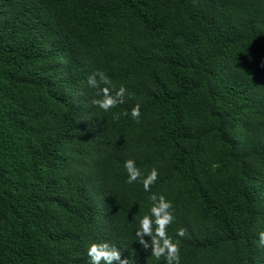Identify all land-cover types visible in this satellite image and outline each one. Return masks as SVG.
Instances as JSON below:
<instances>
[{
	"label": "trees",
	"instance_id": "obj_1",
	"mask_svg": "<svg viewBox=\"0 0 264 264\" xmlns=\"http://www.w3.org/2000/svg\"><path fill=\"white\" fill-rule=\"evenodd\" d=\"M152 168L180 264H264V0H0V264H166Z\"/></svg>",
	"mask_w": 264,
	"mask_h": 264
},
{
	"label": "clouds",
	"instance_id": "obj_2",
	"mask_svg": "<svg viewBox=\"0 0 264 264\" xmlns=\"http://www.w3.org/2000/svg\"><path fill=\"white\" fill-rule=\"evenodd\" d=\"M88 83L96 85V81L92 76L89 77ZM101 91L103 98L97 101V103H99L102 109L108 110L115 105L116 101L110 95L108 87H103ZM121 91H124V86L121 87ZM132 115L134 117L140 115L139 105H136L132 109ZM125 168L129 173L127 177L129 183L137 180V178L141 176L140 169L135 166L133 160H126ZM157 176V169L152 168L150 173L142 181L143 187L146 192H149V199L153 201V203L149 207L148 213L141 217L136 235L139 237V242L143 244L145 248L151 247V253L157 259L163 256L166 264H180L179 241H174L173 238L167 234V226L174 219L173 213L167 211V209L172 207V203L170 200H167L163 194H160L159 199H157V194L150 192V185L156 181ZM153 225H155V227H153ZM178 234L183 235L184 229H179ZM145 235L151 237V245L144 239ZM260 244L264 245V232L260 233ZM87 251L90 257V264H101V260H103L105 264H113V261H119V264H127V259H121L120 250L106 240L91 242Z\"/></svg>",
	"mask_w": 264,
	"mask_h": 264
}]
</instances>
